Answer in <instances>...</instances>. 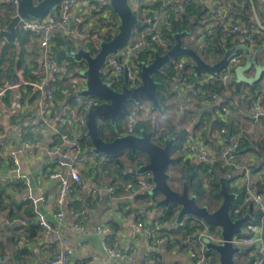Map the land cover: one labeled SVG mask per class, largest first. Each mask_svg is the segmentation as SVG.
Here are the masks:
<instances>
[{"label":"trees","instance_id":"obj_1","mask_svg":"<svg viewBox=\"0 0 264 264\" xmlns=\"http://www.w3.org/2000/svg\"><path fill=\"white\" fill-rule=\"evenodd\" d=\"M210 1L214 6L219 8L225 9L230 7L229 10L232 11V13H230L227 9L228 15L226 16V19L232 20L233 23H242L241 25L248 26L250 30L257 32L256 45L254 48L264 44V23L263 21L261 22L260 20H257L258 16H262L264 19V2H259L257 0ZM240 3H243L241 7ZM159 6V2L156 1L151 5L143 6V8L146 7L154 11L158 9ZM182 6L184 10L180 12L177 17H174V19L170 17V27L160 31V35L164 38V40H166V46L160 47L154 42L148 41L146 47L132 58L135 72L138 70V64H148L153 59L154 52H157L159 55H163L167 50H169L175 42V34H182V46L192 49L200 59L210 65L219 62L228 50L237 45L235 40L219 35L217 32L218 29H216L211 36L206 37L203 45H198L196 40L199 34L203 31L204 27L208 24L207 9L196 5L190 0H182ZM235 9H238L241 14L236 15L234 13ZM105 11L107 15H111V19L115 16L109 7H106ZM12 13L13 8H9L6 5H0V25H2V27L7 26ZM112 24L114 23L112 22ZM60 38H62L61 35H57V37L53 40L52 48L54 54V45L58 44L57 41L60 40ZM187 38H189V40H187ZM16 39V44H6L0 37V44L2 43V46L0 47V80L2 79L6 83L5 85H2L4 82H0V88L18 85V88H21L23 92L25 102L31 101L32 99L33 102L37 98H41L42 94L41 96L35 95L40 93L32 88V84L40 82L42 77L32 72V70H37L38 68H31L24 62L21 55L19 57L17 56L16 49L19 46V50H21V47L25 49L26 46V49H30L29 45L32 41L36 42V40L33 34L22 33L20 31H17ZM186 59L187 62L180 69L175 67L172 60L162 66L157 74L152 75L154 82L157 83L155 92L160 105L159 110H154L158 114L159 126L156 130V136L152 138V142L163 146L165 141H173L170 148V155L174 158L175 162L170 168L174 174L170 173L169 168L168 186L173 191L181 192L183 186L185 185L188 195L190 197H194L199 206L214 210L221 202V196L219 195L220 180L224 179L227 191L234 194L236 197L232 206H235L241 201V197L243 195L242 189L232 188L229 186L230 178L238 175V173L237 175L233 173L235 170L234 166H227L221 160H217L213 163L211 172L208 173V167L205 164H195L187 157V153L184 148L187 138L185 127L191 123V120H195L192 128L193 136H197L195 134L196 131L198 130L200 132L201 129L203 131V139L199 137L201 143L205 146H207L208 143L210 147L215 148L213 150L215 153L220 148V145H218L217 134H219L222 129L225 130V134H223L225 138H235L240 145L234 156L235 163L237 165L240 164V162L236 160L237 158L239 159L249 152L252 153L254 162L249 160L248 164L252 166L255 172L261 173L260 178L257 180L256 187L258 191L264 193V139L256 140L251 138V135L246 132V127L243 126L241 128L237 121L235 122L233 118H231L233 116L232 106L236 107L234 106V103L232 104V98L237 100L238 106H244L247 107L248 110H251L258 97L260 87H258L256 82L247 84L244 82L230 81V84L226 86V84H223L220 81L210 80L208 73L201 70H194V62L192 59L187 57ZM17 71L21 72V76L25 82L24 84L18 80V76L16 75L18 73ZM221 71L222 69L216 74H220ZM64 76L66 75L58 73V75H55L53 80L48 83L49 88H55L54 91L51 88L50 89L51 96L56 101H62L65 97L64 93H70L72 89L68 79ZM120 85L121 84L119 83H115L113 87L119 90ZM179 87L182 88L180 91H177ZM9 91L11 90H6L5 95L9 93ZM183 94L186 97L184 99L182 98ZM227 94L229 99H226L222 105L229 109V114L224 116L221 111L222 105L218 103V99L224 98ZM147 102L148 101L145 99H140L136 104L129 102L128 109L129 111H132L135 106L145 104ZM178 104H181L183 107V110H181L180 113H177ZM59 106L60 104H56V102L54 103V111L51 110L53 111L52 116H54L55 112H57ZM174 115L178 116V118L175 119ZM126 120V117H122L114 124H111L108 121L100 122L98 130L99 137L103 141L109 142L119 136L127 134L140 135L141 132L147 133L153 129L149 122L139 120L134 123H127ZM247 120H251L252 123L256 122L251 119L250 114ZM247 120L245 118V121ZM31 128L33 129L35 126H31ZM38 128H41L40 125ZM85 131L80 133L78 141L82 152L87 156H93V161L86 164V168L89 166V171L86 170V172L88 173L93 170L96 171V168H100L102 172L106 173V177L109 182L108 185L116 187L117 197L121 189L124 188L125 184L130 183L135 186L136 180L141 176L135 175L133 171L140 166L147 164L146 155L140 152L131 153L129 150H124L111 157L101 155L95 156L91 152L92 147L88 138L85 136ZM63 132L69 133L68 129L67 131L63 130ZM28 135L29 134L27 133L26 128V130H23L21 133L22 140L34 142L35 140ZM205 137L207 138L206 141H204ZM55 141L57 140L55 139L54 142ZM223 145H225V143H223ZM256 159L260 160L258 164H256ZM72 186H74V191L78 188L75 184ZM159 199L160 195L157 193L150 195H146V193L136 194L132 199L131 208L135 203L141 206L134 208L132 212L135 213L137 211H142L145 204L151 203V207H154L157 210L156 212L159 214L156 218V225H158L159 228L155 237L160 238L162 236H167L168 239L163 244L165 249H177V251H184V253H187L188 249H195L190 243H187L186 240L192 239V236L201 231L203 227L196 223L194 225L187 224L185 227L180 228L175 232L167 230L165 226L166 224L174 222L178 208L171 204L167 207H156L155 204ZM123 204L120 205L119 202L120 208H125V204ZM26 206L27 205H25V207ZM69 206L73 210L78 211V203L72 201ZM5 208L6 205L3 204V200L0 198V211ZM245 214L253 215L254 213L251 208L244 206L240 209V212L234 216L232 215L230 209V215L233 219L240 218ZM14 218L15 217L10 216L7 220L9 221ZM31 225V222H28V225L22 226L23 228L17 224L11 226L15 231H21L23 233L28 232L30 236H33L37 233V230H34V228L32 230ZM207 228L214 236L219 237V230L217 228L211 226H208ZM149 229L150 228H148V230ZM149 240L150 245H153V237L149 238ZM113 242L114 240L111 234L110 238L106 240V244L110 248H113ZM248 253L249 250L247 248H242L238 257L241 256L242 260L247 263V260L249 259ZM151 256L157 257L159 255L156 256L152 253ZM203 256L205 258V264H217V255L212 250H204Z\"/></svg>","mask_w":264,"mask_h":264},{"label":"built area","instance_id":"obj_2","mask_svg":"<svg viewBox=\"0 0 264 264\" xmlns=\"http://www.w3.org/2000/svg\"><path fill=\"white\" fill-rule=\"evenodd\" d=\"M137 4V1L134 0ZM156 1L159 2V8L152 11L148 8H143V6H148ZM196 5L202 6L207 9L208 21L207 25L204 27L203 31L199 34L196 42L198 45H203L206 37L211 36L212 33L216 30L219 35L224 37L231 38L235 40L238 45H245L249 49L253 50L256 45V31L250 30L248 26L241 25L242 23H233L232 20L226 19L227 9L228 8H219L213 5L210 0H190ZM259 2H264V0H257ZM17 0H0V5H6L13 8L12 16L10 20L16 16ZM78 0H61L54 12H49L40 20L32 19H19L16 24V29L22 33H31L34 35L36 43L41 51L42 55V64L39 69L33 70L32 72L36 75H41L46 72L51 66L54 65L55 54L53 51V40L57 35H62L65 37H75L82 42V44H89L90 50L93 53H96L99 50V43L107 42L115 35V27L102 28V31L95 30L90 32H84L79 34V32H73L72 23V13L77 7ZM105 1L97 0L92 6L96 17H104ZM243 3H240V7ZM138 6L141 7L139 10L140 15H138V20L141 22V27L137 30H134L133 37L127 45H125L118 53V55H111L106 59V63L102 68L104 74L103 81L107 83H119L120 80H124L129 87H136L139 83V79L136 76L134 71V65L132 58L136 56L141 50H143L148 41L154 42L157 46L165 47L166 40L160 35V31L163 29H168L170 27V17L174 19L177 17L180 12H182V0H138ZM230 11V10H229ZM232 13V11H230ZM236 15L241 14L238 9L234 10ZM173 16V17H172ZM5 30V28H4ZM0 31H2V25H0ZM168 51V50H167ZM187 56H179L175 60H171L177 69L182 68V66L187 62ZM188 58V57H187ZM240 61L239 55L231 57L225 66L222 68L220 74H209V79L214 81H220L223 84L231 81L232 78V69L235 68ZM61 74L66 75L65 64H62ZM68 76V74H67ZM19 81L23 84L25 83L21 72L19 74ZM46 86L45 92L42 93L41 98L34 100L39 108L40 119L38 122L32 123L31 126H35L33 129H37L45 126L47 130L50 131V135L54 136L58 142H54L48 147L47 154L53 157L55 169L50 171L47 174L49 179H55L58 181V187L56 192V204L58 206V211L54 214L56 219H59L63 216L62 212L59 210L68 196L71 193H74L73 184L77 185L79 189L84 188V184L81 177L82 168L88 163L93 161V156H87L82 152L80 143L78 141L80 130L77 128L73 129L71 133H64L60 129L65 122V118H70L72 124L75 126H85L84 123V114L86 111L94 104L96 101L94 98H85L81 100L76 97L71 102H66L60 104L59 110L55 112L54 116H50L52 110V100H51V91L45 81L40 80V82L32 84V88L36 91L42 92V88ZM18 88V85L5 86L0 89V96L5 94L6 90H13ZM182 87H179L177 91H180ZM214 97V96H213ZM220 105L226 101V99H218ZM178 112L180 113L183 110L181 104H178ZM221 111L224 116L229 114V109L222 105ZM250 117L253 121H258L260 119L264 120V105H262L260 99H256L254 102L251 111ZM127 123H134L136 121H146L149 122L155 132L153 137L156 136V130L159 126L158 124V114L151 108L150 103L137 105L130 111V115L126 118ZM195 120H191V123L185 127V132L187 133L186 144L184 146L187 157L195 164L203 163L207 168V172H211L212 165L217 160H221L227 166H234V174L238 175L230 178L229 186L232 188H241L242 197L241 201L235 206H232L231 213L236 215L240 212V209L244 206H247L252 209L253 215L249 216V221H247L242 227L240 233L233 237L231 243L234 247L240 249L247 248L249 250V259L247 264H264V193L258 191L256 187L257 180L260 178V172H255L251 165L248 163L241 162L239 165L235 163V153L238 151L240 145L235 138H225V130L222 129L219 134H217L218 145L220 148L218 151L212 152L207 146L203 145L200 141V138L193 136L192 128ZM10 131L15 141L19 142L21 146L25 149L31 150L37 146V142H31L29 140H22L21 133L18 126L15 124L10 125ZM83 133V131H81ZM5 134V133H4ZM8 135V134H6ZM225 143V145H223ZM1 150V149H0ZM1 157H10L12 160V167L10 168V174L12 175L11 182H27L26 178L19 174L18 169V160L16 158V153L14 151L3 152L0 151ZM77 188V189H78ZM95 188V187H94ZM151 188V184L146 182L143 178L139 177L135 186L127 183L124 185V190L127 193V198L129 202L133 199L136 194L146 193ZM76 189V188H75ZM85 191V189H84ZM87 193H91V189L86 190ZM95 195L101 196L102 194L108 195L110 198H117L116 187L111 185L104 186L102 190L98 188L94 189ZM42 201L43 199H39ZM131 207V206H130ZM70 213L74 215L75 224L78 228L80 226V221L85 219L84 207H80L79 210L75 211L72 208L69 209ZM230 212V211H229ZM134 218V228L136 233L140 231H145L148 235V239L153 237V245L150 246H163L167 241V236H162L156 238V232L159 228L156 225V219L154 224L148 230L144 226L145 213L142 211H137L133 215ZM159 216L156 213V218ZM143 217V218H142ZM243 217V216H242ZM142 219V220H140ZM37 226L43 228L45 233L51 232V227L40 217L36 218ZM7 225H20L26 226L27 223L19 220L17 218L6 220ZM36 223V221L34 222ZM198 223L203 227L201 231L195 234L196 237L192 239H187L186 242L190 243L195 249H188L187 258L191 264H205V258L203 256L204 246L200 241V238L207 239L214 243H219L221 241L220 237L214 236L208 226L203 225L199 221L193 220L190 221L188 218H184L179 224H167L165 228L169 231L175 232L180 228L185 227L187 224H196ZM98 232L102 235L103 238V248L104 251L108 253L110 258H118L120 253L110 248L106 244L112 234V231L108 227L98 228ZM194 240H198L199 246L196 248ZM59 245L60 251L58 254L53 257L46 259L42 264H72L70 262V250L67 248V242L64 239L59 237L55 238L54 242ZM130 248L124 250L121 257H125L127 261H132L133 255L129 253ZM146 262L148 264H165L161 257H153L150 254L146 256Z\"/></svg>","mask_w":264,"mask_h":264},{"label":"crops","instance_id":"obj_3","mask_svg":"<svg viewBox=\"0 0 264 264\" xmlns=\"http://www.w3.org/2000/svg\"><path fill=\"white\" fill-rule=\"evenodd\" d=\"M126 1L132 12L136 16L140 15L141 11L139 10L138 0H136L137 4H135L136 2L134 0ZM95 3L96 1L93 0H78L77 7L72 13L71 25L73 27V32L82 34L84 32H90L88 29H92V31L100 30L101 32L102 28L107 27H115L116 30L118 25L117 16L114 14L115 16L112 17V20L111 15H107L105 12L107 16L96 17L98 13L95 14V12H93L94 10L91 9ZM7 7L11 8L10 6ZM106 7L108 6L104 5V9ZM257 20L263 21L264 23L262 16H258ZM112 22L114 24H112ZM4 28L6 30V27H2V31H4ZM17 31L16 29L13 42H8L4 37H0L6 44H16ZM61 37L63 39L60 38V40L57 41L58 44L54 45L56 60L54 65L39 76H41V80L45 81L48 85L55 75H58V73L61 74V66L65 64L67 72L64 77L68 79L72 89L70 93H64L65 97L62 101H56L51 96L53 104L52 110L55 102L56 104H63L65 101L71 102L74 98L69 99L68 96L73 91L83 89V81L80 73L83 72L84 65L74 61L68 54V51L70 50V52L73 53L78 49H85L92 53L89 44H82V42L75 37H65L62 35ZM1 46L2 43L0 44V47ZM19 47L16 49L17 56L19 57L21 55L24 62L31 68L39 69L42 64V55L38 44L32 41L29 45L30 49H26V46L25 49L21 47V50H19ZM258 47L259 46L253 48V50L248 47L246 48L251 55ZM237 55L240 57L237 66L245 65L246 60L243 54L238 53ZM257 61L258 67L262 70L259 71L255 81L247 84L256 82L258 87H260L257 98L260 99L262 105H264V49L259 53ZM236 67L232 69L231 81H235ZM19 74L20 72L16 74L18 80ZM242 74L247 78L254 77L255 69L252 66L246 71H243ZM0 82H4L2 85L6 84L2 79ZM51 89L53 91L55 90V88ZM44 92L43 90L39 92L40 94L35 95L41 96ZM7 94L0 96V149L3 152L14 151L16 153L19 174L24 176L27 182L12 183V175L10 174L12 160L10 157L0 156V198L3 200V204L6 205V208L0 211V264H42L46 259L59 253L60 247L56 241L54 242L57 237L66 240L67 248L70 250L69 258L72 264H148V262H146V256H148V254L152 255V253L156 256L159 255L165 264H191L187 258V253H184V251H177V249L166 250L164 246L160 245L150 246V240L145 231L136 233L133 226L135 218L133 215L135 213H133L132 210L141 205L135 203L131 208L132 200L129 202L124 188L121 189L117 198H110L106 194H102L98 197L95 195V188L102 190V188L109 183L106 173L102 172L100 168H96V171L93 170L88 173L86 170L89 171V166L86 168L85 165L82 168L81 177L84 188H78L74 193L68 196L66 202L59 208L63 216L56 219L54 214L58 211L55 199L58 181L47 177V174L55 169L53 163L54 158L47 154V149L55 138L50 135V131L47 130L45 126H42L40 129L31 128V124L38 122L40 119L39 108L34 104V101L32 102L33 99L25 102L21 88L13 89ZM182 98H186L184 94ZM224 98L229 99L228 94L225 95ZM233 103L236 107L232 106L233 116L231 118H233L235 122L237 121L241 128L243 126L246 127V132L251 135V138L256 140L264 139V120L260 119L252 123L251 120H247L251 110H248V108L244 106H238V102L234 98H232V104ZM53 111H51V117ZM174 118L176 119L178 116L174 115ZM245 118L247 121H245ZM11 124L17 125L20 132L27 128L28 136H31V138L35 140L34 142L38 143L37 146L31 150L23 148L19 142L14 140L9 129ZM74 128L80 130V133L86 130L85 126H75L72 124L70 118L67 117L60 129L62 132L68 129V132L71 133ZM195 134L203 139V131L201 129L200 132L197 130ZM206 140L207 138L205 137L204 141ZM56 142H58V140L55 141V143ZM207 147L214 152L213 150L215 148L210 147L208 143ZM236 160L240 163H248L249 160L253 161V155L249 152ZM259 162L260 160L256 159V164ZM89 189H91L90 194L86 192V190ZM39 199L43 200L40 201ZM72 201L78 203L79 208L84 207L85 219L79 222L80 226L78 228L75 224L74 215L71 214L69 210L71 209L69 205ZM119 202L120 205L124 203L125 208H120ZM25 205L27 206L25 207ZM151 206V203H147L143 206L144 209L142 208V211L145 213L144 226L146 228L151 227L155 223V216L156 213H158L156 212L157 210ZM10 216L26 222L27 225L28 222H31L32 230L34 228V230H37V233L30 236L28 232L23 233L21 231H15L11 225L9 226L6 223L7 218ZM37 217L42 218L51 227V232L45 233L42 227L37 226ZM35 221L36 223H34ZM100 227L110 228L114 240L113 249H115L118 254L130 248L131 251H129V253L133 255L132 261H127L125 257H121V254V256L119 255L116 259L109 257L108 253L105 252L103 248L102 235L98 232V228ZM192 237L194 238L196 236L193 235ZM193 245L198 248V240H194ZM240 259L242 260L241 256L235 257L234 263L247 264L244 260L241 261Z\"/></svg>","mask_w":264,"mask_h":264},{"label":"water","instance_id":"obj_4","mask_svg":"<svg viewBox=\"0 0 264 264\" xmlns=\"http://www.w3.org/2000/svg\"><path fill=\"white\" fill-rule=\"evenodd\" d=\"M16 16L11 19L6 30L0 31V36L8 42H13L16 32V24L19 19L40 20L49 12L57 8L61 0H17ZM97 1V0H93ZM118 18L116 33L107 42L99 43V50L91 53L88 50L78 49L75 52L68 51L70 57L84 65V70L80 73L83 81V89L73 91L69 99L94 98L96 104L92 105L84 114V123L86 127L85 136L88 138L92 147V154L97 156H114L121 151L129 150L131 153L140 152L146 155L147 164L140 166L133 171L135 175L141 176L146 182L151 184V188L146 195L159 194L160 199L155 204L156 207H167L175 205L178 209L175 215L174 224H179L184 218L190 221L196 220L206 226L215 227L219 230L221 241L219 243L211 242L200 238L205 250H212L217 255V264H235L234 258L237 257L241 249L234 247L231 243L233 237L237 236L241 227L249 221V216L233 219L230 215V208L235 200V195L227 191L225 180H220L221 202L219 206L211 210L207 207L199 206L194 197L188 195L184 185L181 192H176L168 186L169 168L175 160L170 155L172 140L165 141L163 146L152 142L154 130L150 132H141L140 135L127 134L114 138L112 141H103L98 134L99 123L108 121L114 124L122 117L128 118L130 111L128 103H138L140 99H145L150 103L153 110H159L160 105L156 98L157 83L154 82L152 75L157 74L159 69L171 60L179 56H187L194 62V70H201L210 75L216 74L221 70L227 61L238 53H242L245 58V65L237 66L235 69V81L251 83L258 77L259 71L257 57L264 45L259 46L250 55L248 49L243 45H235L228 50L224 57L216 64L205 63L190 48L182 46V34H175L173 46L163 55L154 52L153 59L148 63L137 65L135 72L139 79L136 87L127 86L124 80H120V89L113 87V83L103 81L102 68L106 59L111 55H118L119 51L129 43L133 37L134 30L141 27V22L132 12L126 0H104ZM255 69L254 77H245L242 72L250 67ZM230 82L226 83L228 86ZM46 86L42 88L45 90ZM225 99V98H224ZM219 103V102H218ZM264 160V157H263ZM123 255V252L120 253Z\"/></svg>","mask_w":264,"mask_h":264},{"label":"rangeland","instance_id":"obj_5","mask_svg":"<svg viewBox=\"0 0 264 264\" xmlns=\"http://www.w3.org/2000/svg\"><path fill=\"white\" fill-rule=\"evenodd\" d=\"M187 40H189V38H187ZM170 173L174 174L172 171H171V168H170ZM218 235H219V232H218ZM220 237V236H219Z\"/></svg>","mask_w":264,"mask_h":264},{"label":"bare ground","instance_id":"obj_6","mask_svg":"<svg viewBox=\"0 0 264 264\" xmlns=\"http://www.w3.org/2000/svg\"><path fill=\"white\" fill-rule=\"evenodd\" d=\"M124 193V192H123ZM63 234V233H62ZM67 237V236H66ZM74 264V263H73Z\"/></svg>","mask_w":264,"mask_h":264}]
</instances>
